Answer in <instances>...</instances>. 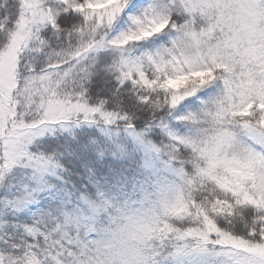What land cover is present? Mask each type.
<instances>
[{
	"label": "snow or ice",
	"instance_id": "1",
	"mask_svg": "<svg viewBox=\"0 0 264 264\" xmlns=\"http://www.w3.org/2000/svg\"><path fill=\"white\" fill-rule=\"evenodd\" d=\"M0 264H264V0H0Z\"/></svg>",
	"mask_w": 264,
	"mask_h": 264
}]
</instances>
